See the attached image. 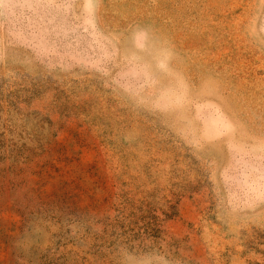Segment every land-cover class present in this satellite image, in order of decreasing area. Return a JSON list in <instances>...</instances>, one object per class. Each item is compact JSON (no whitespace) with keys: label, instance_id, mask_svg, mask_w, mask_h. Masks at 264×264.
<instances>
[{"label":"rangeland","instance_id":"1","mask_svg":"<svg viewBox=\"0 0 264 264\" xmlns=\"http://www.w3.org/2000/svg\"><path fill=\"white\" fill-rule=\"evenodd\" d=\"M0 264H264V0H0Z\"/></svg>","mask_w":264,"mask_h":264}]
</instances>
